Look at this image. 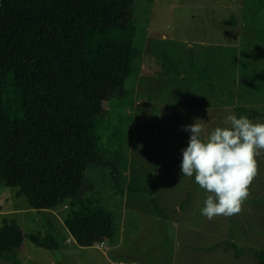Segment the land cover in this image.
Listing matches in <instances>:
<instances>
[{"label": "rangeland", "instance_id": "obj_1", "mask_svg": "<svg viewBox=\"0 0 264 264\" xmlns=\"http://www.w3.org/2000/svg\"><path fill=\"white\" fill-rule=\"evenodd\" d=\"M76 0H2L3 20L75 23ZM139 57L124 99L105 117L108 166L93 165L82 196L111 212L113 236L80 245L84 230L68 218V202L32 208L16 197L0 163V227L15 221L22 247L0 264H258L264 251V149L248 198L233 216L201 215L210 195L182 175V149L197 120L202 139L230 127V114L264 124V0H138ZM113 164L118 167L115 171ZM119 172V173H118ZM15 195V197H14ZM2 196V194L0 195ZM159 208H156L154 201ZM12 210L13 211L10 213ZM31 234L47 237L38 246Z\"/></svg>", "mask_w": 264, "mask_h": 264}, {"label": "trees", "instance_id": "obj_2", "mask_svg": "<svg viewBox=\"0 0 264 264\" xmlns=\"http://www.w3.org/2000/svg\"><path fill=\"white\" fill-rule=\"evenodd\" d=\"M137 1L76 0L75 23L0 18V163L6 183L35 209L68 202L69 220L84 230L80 245L114 232L111 212L82 192L90 167L108 166L103 142L111 119L104 113L114 98L128 95L139 57ZM254 75L264 79V70ZM30 238L48 247L46 236ZM23 242L20 225L4 220L0 253L15 252ZM255 258L264 264V251Z\"/></svg>", "mask_w": 264, "mask_h": 264}, {"label": "clouds", "instance_id": "obj_3", "mask_svg": "<svg viewBox=\"0 0 264 264\" xmlns=\"http://www.w3.org/2000/svg\"><path fill=\"white\" fill-rule=\"evenodd\" d=\"M198 121L183 126L190 139L181 150L182 175L192 177L195 173L196 183L210 193L201 215L209 220L233 216L241 211L257 175L255 156L258 149H264V124L230 114L226 117L230 127H217L205 140Z\"/></svg>", "mask_w": 264, "mask_h": 264}, {"label": "crops", "instance_id": "obj_4", "mask_svg": "<svg viewBox=\"0 0 264 264\" xmlns=\"http://www.w3.org/2000/svg\"><path fill=\"white\" fill-rule=\"evenodd\" d=\"M4 193H5V192L2 193V191H0V195L2 194V196H0V202H1L2 200H7V198H8V195H9V194H6V195H5ZM15 195H16V194H15ZM15 195H14V197H15ZM0 210H2V209H0ZM13 211H17V210H12V211H10V213H12ZM7 212H8V211H5V212H4V211H3V212L0 211V215H3L4 213H7Z\"/></svg>", "mask_w": 264, "mask_h": 264}]
</instances>
